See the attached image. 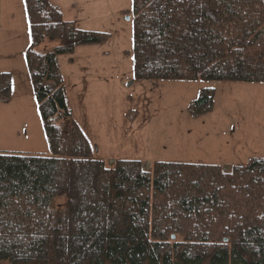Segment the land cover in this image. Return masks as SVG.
<instances>
[{"label": "trees", "instance_id": "1", "mask_svg": "<svg viewBox=\"0 0 264 264\" xmlns=\"http://www.w3.org/2000/svg\"><path fill=\"white\" fill-rule=\"evenodd\" d=\"M27 71L50 156L0 153V264H264V157L234 165L93 158L58 57L110 36L23 0ZM136 81L264 84L263 0H132ZM57 47L44 54L43 43ZM9 100L10 74H0ZM214 90L188 107L212 112ZM62 203L55 206L56 200Z\"/></svg>", "mask_w": 264, "mask_h": 264}, {"label": "rangeland", "instance_id": "2", "mask_svg": "<svg viewBox=\"0 0 264 264\" xmlns=\"http://www.w3.org/2000/svg\"><path fill=\"white\" fill-rule=\"evenodd\" d=\"M51 2L77 29L110 36L104 45L58 57L69 107L94 159L107 167L138 161L145 172L156 162L218 165L226 174L264 157V84L136 81L132 0ZM28 47L23 0H0V74H10L9 100L0 95V153L49 157L26 66ZM55 47L45 42L35 52ZM203 89L214 90L212 112L192 118L188 107Z\"/></svg>", "mask_w": 264, "mask_h": 264}, {"label": "water", "instance_id": "3", "mask_svg": "<svg viewBox=\"0 0 264 264\" xmlns=\"http://www.w3.org/2000/svg\"><path fill=\"white\" fill-rule=\"evenodd\" d=\"M125 19H126V20H129V18H128V17H126Z\"/></svg>", "mask_w": 264, "mask_h": 264}]
</instances>
